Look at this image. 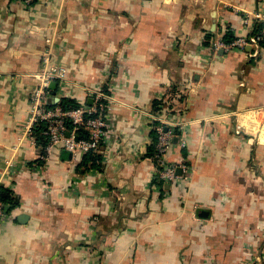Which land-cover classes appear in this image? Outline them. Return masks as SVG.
Returning <instances> with one entry per match:
<instances>
[{"label":"crops","instance_id":"obj_1","mask_svg":"<svg viewBox=\"0 0 264 264\" xmlns=\"http://www.w3.org/2000/svg\"><path fill=\"white\" fill-rule=\"evenodd\" d=\"M259 12L264 0H0V187L18 197L0 264H264V40L254 57L212 47ZM47 40L65 69L49 105L109 99L99 168L42 155L26 129ZM152 117L174 132L179 183L157 177Z\"/></svg>","mask_w":264,"mask_h":264},{"label":"built area","instance_id":"obj_2","mask_svg":"<svg viewBox=\"0 0 264 264\" xmlns=\"http://www.w3.org/2000/svg\"><path fill=\"white\" fill-rule=\"evenodd\" d=\"M32 0H26L27 4ZM255 20L264 23V16L259 12L252 16ZM249 16L243 17L244 25L242 34L234 35L235 39L230 43L223 41V35L228 31L233 33V30L222 31L212 44L215 51L223 50L229 52L238 50L245 53L248 47L254 48L253 53H246L248 57L256 56L259 43L264 40V34L255 36L252 34L254 23ZM264 31V30H263ZM234 34V33H233ZM48 47L41 57V69L33 76L36 80L29 99V116L26 124L28 133L37 124L43 125V135L47 140L46 154L51 153L54 147H61L65 152L71 155L85 154L87 152H99L102 145L105 144L106 138V112L107 101L109 100L104 93L97 92L94 94L95 104L93 106H79L73 110H63L57 104L53 107H47L49 94V86L52 82L61 81L65 78V69L59 67L52 62L51 56V41L46 42ZM152 121L159 123L154 129L158 137L155 145V153L151 157L155 166L156 174L160 181L166 184H175L181 181L177 174L178 167L182 168L185 174H188L189 169L184 166L168 163L166 153L171 146L174 132L164 129L163 119L159 120L156 117L151 118ZM66 121L71 125V129L67 130ZM152 123V122H151ZM85 129L89 135L87 139H79L77 137L78 129ZM183 145V143H182ZM8 207L0 201V223L8 217Z\"/></svg>","mask_w":264,"mask_h":264},{"label":"trees","instance_id":"obj_3","mask_svg":"<svg viewBox=\"0 0 264 264\" xmlns=\"http://www.w3.org/2000/svg\"><path fill=\"white\" fill-rule=\"evenodd\" d=\"M263 26H264L263 24L255 22L254 26H253L252 34L255 35V36L261 35ZM234 39H235L234 34L229 32V31L223 37V41L225 43H230ZM260 43H261V45H263L262 41ZM157 105L163 106L164 104H162V102H160L158 100L154 101L152 103V108H153L154 112H156V106ZM57 106L61 107L63 110H73V109L78 108L80 105L75 100L63 99L59 104H57ZM47 107H53V106L48 104ZM159 107H157V108L159 109ZM65 124H66L67 130L71 129V125L69 124L68 121H66ZM152 124H153L154 128L159 125L158 122H155V123H152ZM154 128L151 130L150 135H149V137L151 138V142L149 144V149H148L149 153L148 154L151 157L155 153V145H156V140H157V137H158V134H157V132H156V130ZM76 133H77V137L79 139H81V140L82 139H87L88 135H89L88 131L83 129V128L78 129ZM32 136L34 137V139H35L36 143L38 144V146H40L41 151H42L41 154L43 155L44 151H45V148L47 146V140H46L45 136L43 135V125L42 124H37L33 128ZM81 160L82 161L80 163V166L91 167V168H99L100 167L99 164H100L101 156H100V154L98 152L90 151V152L85 153ZM153 184H156L159 187L161 186L160 185L161 184L160 181H158L157 179L153 181ZM160 188H162V190L164 189L163 186L160 187ZM17 199H18V197L13 195L9 190H7L4 187H0V201L2 203H4L8 207L9 210H11L12 207L16 205Z\"/></svg>","mask_w":264,"mask_h":264},{"label":"rangeland","instance_id":"obj_4","mask_svg":"<svg viewBox=\"0 0 264 264\" xmlns=\"http://www.w3.org/2000/svg\"><path fill=\"white\" fill-rule=\"evenodd\" d=\"M247 168V170H249V171H246L245 169ZM246 168H244V170L246 171V175L248 176V174L251 172H253V168H252V165H250V164H247L246 165ZM261 173V172H260ZM255 177L254 178H258V181L257 182H259V183H264L263 181H264V177L262 176V175H257L256 173H255V175H254ZM255 182V181H254ZM257 182H255V183H257ZM254 183V184H255ZM252 186H254L253 184H252ZM263 188H264V185H263ZM258 193V192H257ZM261 202L264 204V196L262 197V200H261Z\"/></svg>","mask_w":264,"mask_h":264},{"label":"water","instance_id":"obj_5","mask_svg":"<svg viewBox=\"0 0 264 264\" xmlns=\"http://www.w3.org/2000/svg\"><path fill=\"white\" fill-rule=\"evenodd\" d=\"M220 53H222V51H220ZM55 85H56V83L55 82H52L51 84H50V86H49V89H54L55 88Z\"/></svg>","mask_w":264,"mask_h":264},{"label":"bare ground","instance_id":"obj_6","mask_svg":"<svg viewBox=\"0 0 264 264\" xmlns=\"http://www.w3.org/2000/svg\"><path fill=\"white\" fill-rule=\"evenodd\" d=\"M105 150H107V149H105ZM107 154V153H106ZM108 155V154H107Z\"/></svg>","mask_w":264,"mask_h":264}]
</instances>
